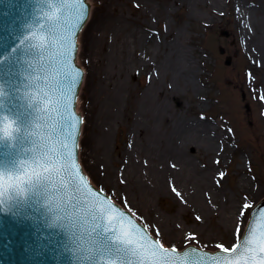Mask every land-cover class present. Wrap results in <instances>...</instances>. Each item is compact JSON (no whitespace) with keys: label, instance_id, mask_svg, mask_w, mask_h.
Returning a JSON list of instances; mask_svg holds the SVG:
<instances>
[{"label":"rangeland","instance_id":"rangeland-1","mask_svg":"<svg viewBox=\"0 0 264 264\" xmlns=\"http://www.w3.org/2000/svg\"><path fill=\"white\" fill-rule=\"evenodd\" d=\"M216 1L90 0L78 39L81 165L177 248L228 247L240 206L264 196V0ZM188 134L214 138V151Z\"/></svg>","mask_w":264,"mask_h":264},{"label":"water","instance_id":"water-1","mask_svg":"<svg viewBox=\"0 0 264 264\" xmlns=\"http://www.w3.org/2000/svg\"><path fill=\"white\" fill-rule=\"evenodd\" d=\"M76 14L70 0H0V264H95L97 230L82 199L94 203L97 197L86 189L76 193L67 177L66 189L58 177L38 189L23 183L14 191L8 188L9 182L17 183L16 177L32 173L60 150L70 116L78 117L74 113L78 86L71 109L64 108L71 67L62 55V38ZM25 36L31 40L13 53ZM84 183L88 184L86 178ZM260 208L264 201L251 214ZM254 228L259 240L264 232L259 216ZM191 248L171 257V264H216L223 259L216 255L219 252Z\"/></svg>","mask_w":264,"mask_h":264},{"label":"snow or ice","instance_id":"snow-or-ice-1","mask_svg":"<svg viewBox=\"0 0 264 264\" xmlns=\"http://www.w3.org/2000/svg\"><path fill=\"white\" fill-rule=\"evenodd\" d=\"M70 2L77 14L68 27L66 36L62 38L64 63L71 67V71L66 73V89L63 97L65 110L71 109L74 89L82 79V69L73 67L72 62L77 52L78 32L90 12L87 0H70ZM40 27L43 29L44 25ZM30 40V36L23 37L17 47L12 48L11 51L18 54ZM82 122V117L70 116L67 137L62 142L60 150H54L52 155L43 163H39L32 173L16 177L17 183L9 182V190L14 191L20 183L31 189H38L57 177L60 178L61 187L66 189L69 185L64 183V179L67 177L72 181V187L76 193L86 189L87 193L97 197L94 203L89 202L87 198L82 199V203L87 206L94 229L97 230L93 237L95 264H171V257L178 254L177 247L170 241L162 242L160 239L162 233L155 225H151L154 232L149 233L148 224L137 223L142 218L136 216L134 209L129 207V202L126 200L121 202L120 197L117 196V202L114 203L111 199L112 193L110 191L105 193L102 185L90 186L84 183L86 174L79 167L77 159V136L80 130L79 124ZM73 172L74 176L70 175ZM11 179L9 178V181ZM2 180L3 177L0 176V181ZM172 191L177 197L181 196L176 187H173ZM249 207L247 202L240 206L238 220H245V212ZM124 209H127V212ZM256 216L264 221V208L250 214V219L244 223L243 235H241L240 224H237L235 229L237 239L234 243L228 247L219 243L216 245L220 249L219 254L216 255L223 258L218 259L216 264H264V232L260 233L261 238L258 240L254 228ZM187 248V245H182L180 252L186 254ZM191 250L197 251L194 245Z\"/></svg>","mask_w":264,"mask_h":264},{"label":"bare ground","instance_id":"bare-ground-1","mask_svg":"<svg viewBox=\"0 0 264 264\" xmlns=\"http://www.w3.org/2000/svg\"><path fill=\"white\" fill-rule=\"evenodd\" d=\"M217 1L214 0V3H216ZM236 10L239 11V9L236 7ZM236 11V12H237ZM236 18H238V15L236 16ZM245 29V28H244ZM247 28L245 29L246 32ZM149 46H150V42L148 43V46L146 47V54H148L149 56ZM152 46H153V42H152ZM260 53L264 54V41L261 43L260 45V49H259ZM193 65L190 62V59L187 55H185L184 60L182 61V68L181 71H177L176 73V77L179 78V85L182 86L183 88H187V86L190 85L191 83V78L193 77ZM194 88H196L194 86ZM147 95H149V92L147 93ZM156 110V108H155ZM112 119V117H110V120ZM107 126L110 125V123L106 124ZM191 130V129H190ZM192 133H195L196 131L191 130ZM186 138H190V139H196L198 140L203 146H205V148H207L210 152L214 151V147L216 145V141L214 140V138H198L194 135L188 134L185 135ZM103 181L107 179V174L104 176V178H102Z\"/></svg>","mask_w":264,"mask_h":264}]
</instances>
